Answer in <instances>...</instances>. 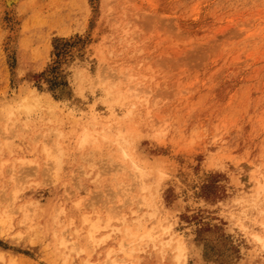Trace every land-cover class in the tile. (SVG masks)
Segmentation results:
<instances>
[{
  "label": "rangeland",
  "instance_id": "rangeland-1",
  "mask_svg": "<svg viewBox=\"0 0 264 264\" xmlns=\"http://www.w3.org/2000/svg\"><path fill=\"white\" fill-rule=\"evenodd\" d=\"M15 12L0 264H264V0Z\"/></svg>",
  "mask_w": 264,
  "mask_h": 264
},
{
  "label": "bare ground",
  "instance_id": "bare-ground-1",
  "mask_svg": "<svg viewBox=\"0 0 264 264\" xmlns=\"http://www.w3.org/2000/svg\"><path fill=\"white\" fill-rule=\"evenodd\" d=\"M19 0H0L2 21L11 28V36L15 37L19 29L20 16L18 17L15 12V6ZM0 16V17H1ZM1 19V18H0ZM4 24V25H5ZM9 33V32H8ZM9 39V37H8Z\"/></svg>",
  "mask_w": 264,
  "mask_h": 264
},
{
  "label": "trees",
  "instance_id": "trees-1",
  "mask_svg": "<svg viewBox=\"0 0 264 264\" xmlns=\"http://www.w3.org/2000/svg\"><path fill=\"white\" fill-rule=\"evenodd\" d=\"M56 47H58V44L56 45Z\"/></svg>",
  "mask_w": 264,
  "mask_h": 264
}]
</instances>
